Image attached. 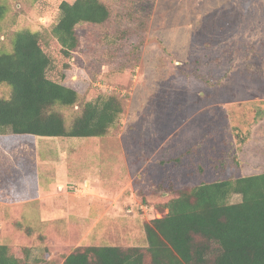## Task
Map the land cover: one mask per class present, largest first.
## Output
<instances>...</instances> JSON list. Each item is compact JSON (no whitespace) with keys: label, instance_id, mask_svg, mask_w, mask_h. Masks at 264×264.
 Returning <instances> with one entry per match:
<instances>
[{"label":"rangeland","instance_id":"1","mask_svg":"<svg viewBox=\"0 0 264 264\" xmlns=\"http://www.w3.org/2000/svg\"><path fill=\"white\" fill-rule=\"evenodd\" d=\"M62 1L0 0V48L18 29L51 28ZM104 1L113 15L77 26L63 83L84 99L117 93L119 127L0 146V244L35 264L82 246L146 247L171 186L264 171V0ZM28 168L42 198L22 202L9 177Z\"/></svg>","mask_w":264,"mask_h":264},{"label":"trees","instance_id":"2","mask_svg":"<svg viewBox=\"0 0 264 264\" xmlns=\"http://www.w3.org/2000/svg\"><path fill=\"white\" fill-rule=\"evenodd\" d=\"M5 8L0 4V23ZM112 15L104 0H63L51 28L18 29L0 48V88H8L0 95V146L103 137L119 127L125 103L117 93L84 99L63 83L66 60L79 46L77 26L103 25ZM9 185L19 201L39 197L35 168L10 176ZM170 190L167 213L144 225L146 247L82 246L63 264H264V171ZM235 195L241 199L233 202ZM0 264L35 262L0 244Z\"/></svg>","mask_w":264,"mask_h":264},{"label":"crops","instance_id":"3","mask_svg":"<svg viewBox=\"0 0 264 264\" xmlns=\"http://www.w3.org/2000/svg\"><path fill=\"white\" fill-rule=\"evenodd\" d=\"M131 183V182H130ZM132 184V183H131ZM133 186V185H132ZM134 188V187H133ZM39 193H40V189H39ZM51 193V195L53 194L52 192H50ZM49 195V194H48ZM42 197H41V193L39 194V197L38 198H36V199H32V201L33 200H40ZM29 201H31V200H28V201H22V202H29Z\"/></svg>","mask_w":264,"mask_h":264}]
</instances>
